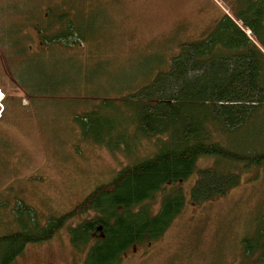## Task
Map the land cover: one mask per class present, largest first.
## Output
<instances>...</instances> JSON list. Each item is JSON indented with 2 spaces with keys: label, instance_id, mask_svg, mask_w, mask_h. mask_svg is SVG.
I'll return each instance as SVG.
<instances>
[{
  "label": "rangeland",
  "instance_id": "obj_1",
  "mask_svg": "<svg viewBox=\"0 0 264 264\" xmlns=\"http://www.w3.org/2000/svg\"><path fill=\"white\" fill-rule=\"evenodd\" d=\"M235 3L249 0H0V83L15 98L0 92L6 109L0 122V236L18 228L19 202L34 210L43 227L50 217L70 212L110 182L123 166L151 156L155 139L143 140L126 155L84 141L75 117L98 108L110 129L112 104L121 106L124 96L168 70L182 45L214 35L224 13L251 38L234 16ZM64 13L73 21L79 42L52 46L36 57L37 29L47 27L52 34ZM36 58L30 67L28 59ZM21 81L36 90L33 101L29 93L14 88ZM223 144L239 153L264 152V109L248 130ZM214 164V159L201 157L187 180L169 186L182 187L183 211L161 239L134 246L121 264H257L244 259L243 241L258 232L264 219V165L250 170L240 165L236 188L194 205L191 195L199 172ZM161 197L152 202L155 212ZM88 247L76 252L64 229L48 243L28 245L12 264H84Z\"/></svg>",
  "mask_w": 264,
  "mask_h": 264
},
{
  "label": "trees",
  "instance_id": "obj_2",
  "mask_svg": "<svg viewBox=\"0 0 264 264\" xmlns=\"http://www.w3.org/2000/svg\"><path fill=\"white\" fill-rule=\"evenodd\" d=\"M260 3L264 12V0ZM66 16L64 13L59 18V27L52 34L47 27L37 29L40 43L36 57L52 46L79 42L74 23ZM247 18L238 20L250 26ZM216 30L211 37L182 45L168 70L124 96L121 106L112 104L110 129L104 127L105 117L98 108L75 117L84 141L112 153L131 154L143 140L153 139L155 151L123 166L110 182L98 186L70 212L50 217L43 227L34 210L19 202L18 228L0 236V264H12L28 245L48 243L64 229L76 252L82 253L89 246L84 264H121L134 246L161 239L181 214L185 207L182 187L169 186L187 180L201 157L212 158L215 164L200 170L192 189L194 205L223 197L236 188L240 165L245 170L264 165V152L239 153L223 144L224 139H237L248 130L255 115L264 109V67L252 61L251 49L256 45L233 19L224 16ZM21 51L27 54L24 48ZM36 60L28 59L29 66ZM22 87L32 97L29 102L33 101L34 87ZM21 104L18 101V107ZM159 194L160 207L155 212L152 202ZM90 214L94 217L71 224ZM243 255L246 261L264 264V219L258 232L243 241Z\"/></svg>",
  "mask_w": 264,
  "mask_h": 264
},
{
  "label": "flooded vegetation",
  "instance_id": "obj_3",
  "mask_svg": "<svg viewBox=\"0 0 264 264\" xmlns=\"http://www.w3.org/2000/svg\"><path fill=\"white\" fill-rule=\"evenodd\" d=\"M232 11H233L236 19L241 18V17L244 19H246L247 17L250 18V21H251L250 26H248V24H245L243 22L242 23L244 24L245 27H247L249 29V32L252 35V37L251 38L249 37V39L252 41V43L253 42L256 43V39H255L256 37L259 38L262 41V43H264V12L262 11L260 0H252L251 3H235L234 10L232 9ZM224 16L230 18V16H228L226 13L223 14V17ZM234 23H235V21H234ZM30 50L32 51L33 48L30 47ZM238 53H241V51H238ZM251 53H252V55L255 56V58L252 61H254V62L256 61L255 63H257L259 65L261 64V66L264 67V48H261L260 46H258V47L256 46L253 49H251ZM22 60H24V59H22ZM22 85H23V83L21 81V86L18 85L17 87H14V88H16V90H20V91L24 90ZM4 88L5 87H3V85L0 83L1 91L5 93V90H6V92H7L6 98L7 99L8 98L9 99H15V98L11 97L8 94V90L6 88L5 89ZM5 105H6V108L8 110V105L6 104V102H5ZM5 111H6V109H5ZM5 111H3V115H2L1 120L4 119L6 116Z\"/></svg>",
  "mask_w": 264,
  "mask_h": 264
}]
</instances>
